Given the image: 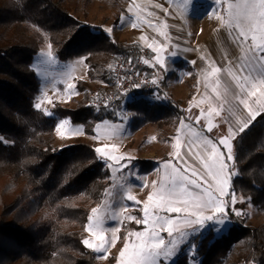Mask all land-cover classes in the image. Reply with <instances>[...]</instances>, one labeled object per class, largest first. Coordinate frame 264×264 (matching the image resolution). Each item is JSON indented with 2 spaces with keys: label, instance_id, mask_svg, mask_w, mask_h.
<instances>
[{
  "label": "trees",
  "instance_id": "1",
  "mask_svg": "<svg viewBox=\"0 0 264 264\" xmlns=\"http://www.w3.org/2000/svg\"><path fill=\"white\" fill-rule=\"evenodd\" d=\"M78 1L86 16L91 0ZM69 2L0 0V264H97L78 229L87 222L89 204L101 199L108 172L94 151V139L78 136L65 147L54 146L57 119L69 117L82 124L89 137L103 120L119 122L117 110L93 109L90 94H101V84L110 85L111 66L121 56L134 57L142 48L137 43L110 42L107 35L72 15ZM44 36L60 61L84 57L89 80L77 82L82 98L75 108L56 105L53 117L34 107L40 79L32 64ZM151 93L132 91L133 99L125 103L136 113L133 131L166 117L158 113L164 110L160 103L148 102ZM233 149L238 174L230 187L264 210V114L237 135ZM137 163L153 166L150 161ZM230 220L227 233L214 237L210 232L199 240V264H226L231 247L243 238L247 240L236 264H264V223L250 228L232 214ZM173 264H189L188 255Z\"/></svg>",
  "mask_w": 264,
  "mask_h": 264
},
{
  "label": "rangeland",
  "instance_id": "2",
  "mask_svg": "<svg viewBox=\"0 0 264 264\" xmlns=\"http://www.w3.org/2000/svg\"><path fill=\"white\" fill-rule=\"evenodd\" d=\"M69 1L71 13L78 20L86 23L93 30L102 32L103 34L107 35L108 40L112 43L126 41L128 43L139 44L142 50L147 51V59L151 62V57L154 58V56L156 55V52H153L152 50L153 48L157 50L163 63H168V61L170 62L169 57L170 59H176L177 55L172 56L171 53L180 52L176 51L175 49L176 45H178L176 43H179L180 41L179 37H181L183 34V37H187L188 35L194 41L196 40V38H198V36L200 37L198 38L199 45L194 48V54H198L199 56L204 57L208 66V72H210L211 67H220L224 64L225 68L231 69L233 73L239 72V69L235 67V64L229 62V58L238 56L239 51L236 45L232 43L231 38L228 36L229 29L226 27V15L223 14L222 9L217 10L216 15L209 16L207 14L208 12L212 11L214 7L212 0H199L198 7L196 9H190L187 13L183 12L182 5L179 0H174L172 4H168L166 0H91L88 8L86 9V16L82 14L79 1ZM157 4H160L163 7L158 8L156 7ZM165 8L168 9L167 13H165L164 11ZM222 15H224L223 20L221 19ZM121 17H124V20L122 22ZM133 23L137 25L135 28L132 27ZM110 28L113 29V31L109 34L106 30ZM161 33H164L166 35H161ZM235 35V31H233V36ZM173 39L175 40L173 41ZM49 45H51V51L55 55L54 63L46 62L47 57L41 55V53H46L49 51ZM189 51L192 52L191 49ZM187 53L188 50L186 49L184 54ZM167 63L166 67L171 66ZM113 65L111 66V69ZM174 67L178 68V66ZM32 68L40 79V92L35 98V105L37 103L41 105L39 109L40 111H42L46 116L53 117L54 114L52 112V109L56 105H60L70 110L75 108L76 102L82 98V93L76 87L77 82H89L87 77V65L84 61V57L73 58L67 61H60L55 54L53 45L49 42L48 38L44 36L38 53L33 58ZM171 69L172 68H170V70ZM157 71L159 80L162 83L161 74L158 69ZM37 72L39 74H37ZM216 77L214 79H210L209 76L205 77L204 80L205 82H207L209 90L216 87ZM68 84H73L74 87L69 90L67 88ZM100 84L101 83H98V85H102L101 87H103L105 90L106 86L104 84ZM104 90L101 92V94L96 92H92L90 94V104L93 109H95L93 103L102 96ZM131 93L132 92H129L125 101L121 103V108L117 109L121 124L124 123V118L126 117L127 111H130L126 107L125 103L133 99L131 97ZM152 94H154V97L157 96L156 92H152ZM159 97V99L152 100L154 102L148 99V102L155 105L156 102L165 103L164 101H162L163 97ZM230 97L231 95L229 94V98ZM166 98L167 99L164 100H171L169 93ZM246 98L249 101V106L253 110L255 108L254 103L251 102L250 97ZM226 104L228 103L226 102ZM262 104H264V102ZM218 110H220V108H218ZM96 111L100 112L102 110ZM258 111L264 114V108H262L261 105L259 106ZM47 112H51L52 115H47ZM158 113H162V115L166 114L165 118H160L156 121L162 122L160 126L166 125V127H169V122L173 121V119L177 115L173 114L171 109L161 110L158 111ZM134 115H136L135 112ZM225 118L228 117L224 110L222 111L220 117H210V119L213 120V124L218 125V127L213 128V137L219 138L228 134L229 124L225 123ZM65 119L68 120L69 123L66 125H61L58 129L57 125L59 124V122ZM204 123L205 122L202 119L199 126L203 127ZM57 125L54 139V146L56 148H61L69 145L73 141V139L78 136L85 137L87 140L94 139L98 144V141L95 138V134L93 137L85 136L83 125L72 123L69 117L58 118ZM73 127H81L82 132L66 133V129ZM154 131L155 130L147 133V136H152ZM121 132L123 133V131ZM165 133L166 131H163L161 134H156V139L160 138L161 140H166L167 134ZM147 139H149L150 141V145L147 147L145 146V149H147L145 150L147 154L148 152H152L155 156L156 151H158V155L163 152L162 150L164 149H158V146L160 145H158L157 141L155 142L154 136ZM98 147L105 149V152L103 154H96L98 158L104 163L105 169L108 172V178L105 181L106 186L101 199L97 203L89 204L87 222L85 226L81 229H78V231L85 234L86 239L90 240L93 245L98 244L99 241L96 239V231L98 230H89L87 226L89 225L88 218L90 215L93 216V225H95V223L97 222V216H99L104 224L103 231H100V234L104 235L105 238L109 241V244L107 245V253L99 254L93 251L92 248L87 246L86 247L96 254L97 264H120V260L122 259L120 257V251L125 248V245L127 244L128 247L126 256L123 259H127V256L130 255L133 251V246L139 242L137 237L134 235L130 236V233L145 231V225L143 223L137 224L135 221L128 220L127 217L132 215L137 217V219H142V209L145 202H149L148 197L150 194H153L159 190L158 181L164 179L166 177V174L171 172V168L165 169V162H160L159 169L154 168L153 177L149 178L148 181L141 184L138 180V177H133L132 168L128 165L129 161H125V158L127 157L125 149L119 150L115 147L107 146L105 141L99 144ZM159 151L161 152L159 153ZM121 157H123L124 159L121 160ZM154 159H156V156ZM233 164L234 162H230L229 164V168L232 172H234ZM175 165L176 164H174L173 166ZM144 166L150 167V165L148 164ZM227 175L228 172L226 171L225 176ZM208 179L210 181L213 180L211 176H209ZM133 181H135L136 183H134ZM230 184L228 187H230ZM208 187L209 185L206 184L205 188ZM212 190H215L214 181L212 184ZM227 190L228 188H226V191ZM127 196L134 197V200L138 201L139 203H135L133 200L127 199ZM235 196L237 199V204L235 207L242 210V212L246 213V215H232L236 219H238L244 227L246 226L254 228L264 223L263 209H259L253 206L247 201V199L243 198L237 193H235ZM153 199H155V197H153ZM93 208L99 209V212L93 214ZM114 214L115 218H113ZM212 214H214V210H209L204 213V215ZM164 215L168 214L164 213ZM171 215L173 217L176 216V214ZM183 218V216H180L181 220H183ZM129 224L133 225L126 229V225ZM231 225L232 224H230V226ZM148 227H151V225H149ZM179 227L182 231L191 233L193 226H185L183 224H180ZM229 228L220 232L219 234L212 231L211 229H207L204 230L201 234L190 235L188 237L187 243L182 245L181 249L178 251V254L171 261H169V264H173L176 259L183 254L188 255L189 264H199L200 259L196 257V254L193 261L192 255L189 251L190 247L193 244L197 246L199 240L208 235L210 232H212L214 237H219L227 233ZM114 229L115 231H113ZM164 236L167 237V234L164 233ZM246 240L247 238H243L231 247L226 264H236L238 262L237 253L245 245Z\"/></svg>",
  "mask_w": 264,
  "mask_h": 264
},
{
  "label": "snow or ice",
  "instance_id": "3",
  "mask_svg": "<svg viewBox=\"0 0 264 264\" xmlns=\"http://www.w3.org/2000/svg\"><path fill=\"white\" fill-rule=\"evenodd\" d=\"M166 2L172 4L174 0H166ZM179 2L182 5L183 12L187 13L190 9L198 7L199 0H179ZM212 3L214 7L212 11L207 13L209 16L216 15L217 10L222 9L223 14L227 17L228 36L239 51V55L230 57L229 62L234 63L239 72L233 73L231 69L213 66L207 76L211 77L219 73H226L234 81L235 88L238 91L233 92L232 95L238 105H242L248 110V118L238 120V129L233 128L228 118H225V123L229 124L228 134L219 137L218 142L207 135H202L200 131L191 132V135L185 141L186 151L175 154L174 160L178 161V164L173 166L165 163V169L171 168V172L167 173L166 177L161 180L159 190L149 195L148 201L151 203L145 202L142 209V219H137L132 215L127 217L128 220L135 221L137 224L143 223L145 231L130 233V236H136L139 242L133 246V251L127 256V259H123L126 256L128 247L127 244L125 245V248L120 251V257L122 258L120 264H169V261L178 254L182 245L187 243L190 235L201 234L207 229L219 234L229 228L231 224L230 213L237 216L246 215L242 210L235 207L237 204L235 190L228 187L231 179L238 174L232 172L229 168L230 162L235 161L233 146L230 141L234 140L237 131L243 133L256 117L262 114L251 109L246 97L257 96L255 91L257 86H264V0H212ZM156 7L163 6L157 4ZM164 11L167 13L168 9L165 8ZM221 19H224V15L221 16ZM123 20L124 17H121V22ZM136 26L133 23L132 27L135 28ZM106 31L110 34L113 29L110 28ZM233 31L236 33L235 36H233ZM161 35L166 34L161 33ZM48 47L49 51L41 53V55L47 57L46 62L54 63L55 55L51 51V45ZM152 50L157 53L154 58L155 64H152L148 59H144V63L150 66L160 65L164 67L157 50L155 48ZM171 55L176 56L177 52H172ZM37 74L39 73L37 72ZM221 79L222 77H217L216 87L213 88L218 97L221 95L218 92ZM156 82L155 79L152 80L153 84ZM73 87V84L67 85L69 90ZM135 87H140V85H135ZM229 91L230 88L225 87L224 95L226 96ZM259 95L264 96V87L261 88ZM154 98L159 99L160 97L157 95ZM34 107L39 110L41 105L37 103ZM261 107L264 108V104H261ZM222 111L223 108L216 110L210 107L207 115L201 111L200 115L195 117V123L200 125V121L203 119L205 122L203 130L211 133L213 128L218 127V125H214L210 117L213 115L220 117ZM46 114L52 115L51 112ZM186 119L190 120L192 118L188 117ZM68 123L69 121L66 119L61 120L57 128L59 129L61 125ZM102 123L106 126L109 125V121L106 119ZM184 127L191 129L192 125L186 124L183 119L181 120V128L177 131L178 141L179 133ZM99 128L100 124L98 123L96 129ZM81 132V127L66 129V133ZM197 140H202L199 147H195ZM209 146L211 155L204 158L200 153V147L208 148ZM94 151L97 154H103L105 149L97 147ZM120 159L123 160L124 158L121 157ZM198 167L201 169L200 171H197ZM226 171L228 172L227 176H225ZM209 176L213 178L212 181L208 179ZM213 181L215 182V190H212ZM206 184L209 185L208 188H205ZM226 188H228L227 191ZM127 199L139 203L132 196H127ZM248 202L250 203V200ZM209 210H214V214L204 215ZM98 212L99 209H92L93 214ZM164 213L168 215H164ZM171 214H176V216L173 217ZM180 216L184 217L183 220L180 219ZM113 218H115V214ZM88 219V229L98 230L96 231V239L99 243L93 245L88 239H84L82 243L92 248L96 253H107L109 241L104 235L100 234V231H103L104 228L103 221L97 216V222L93 225V216L90 215ZM180 224L193 226L192 232L182 231L179 227ZM149 225L151 227H148ZM164 233L167 234V237L164 236ZM189 251L194 261L196 246L193 244Z\"/></svg>",
  "mask_w": 264,
  "mask_h": 264
},
{
  "label": "crops",
  "instance_id": "4",
  "mask_svg": "<svg viewBox=\"0 0 264 264\" xmlns=\"http://www.w3.org/2000/svg\"><path fill=\"white\" fill-rule=\"evenodd\" d=\"M179 38L180 41L179 43H176L178 45H176L175 49L176 51H180L177 52V58L170 59L169 57L170 62H166L171 66L167 65L168 67H166V63H163L164 67L155 65L161 74L162 83L165 84V87L168 90L171 99L169 101H166L164 99L167 98L161 96L163 97L162 101H164L165 103L160 102V104L163 105L164 110L171 109L173 114H177L173 121L169 122V127H166V125L160 126L162 122L155 121L146 123L139 129L133 131L131 122L134 117V112L130 110L127 111L126 117L124 118V123L121 124L120 121L116 123H109V125L107 126L101 123L99 129H96V127L94 128L95 138L98 141L97 147L99 146V144L105 141L107 146L115 147L119 150L125 149L127 156L125 158V161H129L128 165L132 168L133 177H138V180L141 184L148 181L149 178L153 177L154 168L159 169L160 162H165L171 165L178 164V161L174 160L175 154L177 152L186 151V148L184 146L185 141L187 137L191 135L192 131H200L202 135H207L218 142L219 138L213 137L212 132H205L203 130V127L195 123V117L200 115L201 111H203L204 114L207 115L208 109L210 107L216 110H218V108H223V110L227 114L231 126L237 129L238 120H244L248 118V110L245 109L242 105H238V102L232 95V93L237 92L238 89L235 88L234 81H232L226 73H219L210 77V79H214L216 76L222 77L220 86L218 88V92L221 94L219 97L217 96V92H214L213 89L209 90L208 86H206V82L204 80L205 77H207L208 72L206 60L203 56L194 54V48L199 45L198 38L200 37L198 36V38H196V40L194 41L188 35L187 37H183L182 34V36ZM174 40L175 39H173V41ZM185 47L188 50L187 54H184L186 50ZM190 49L192 50V52L189 51ZM154 58L151 57L152 64H155ZM193 61L195 63H192ZM174 66H178V68ZM220 67L225 68V64L221 65ZM170 68L172 69L170 70ZM225 87L230 88V91L226 96L224 95ZM262 87L263 86L258 85L255 89V91L257 92V96L250 97L251 102L254 103L255 107L253 111H258L259 106L264 102V96L259 95ZM229 94L231 95L230 98ZM153 97L154 94L151 93V95L147 96V99H149L150 101L156 100ZM226 102L228 104H226ZM188 117H191L192 119H186ZM213 117L214 115L211 116V118ZM182 119L185 120L186 124H191L192 127L191 129H189L188 127H184L179 133L178 141L177 131L181 128ZM153 130L155 131L153 132L152 136H154L155 142L157 141L158 145H160L158 146V149H164L162 150V153H160L161 151H159V155L158 151H156V159H154V153L148 152L147 154L145 151L147 150L145 149V146L147 147L150 145V141L147 138L152 137L150 135V137L147 136V133ZM121 131H123V133ZM163 131H166L165 134H167V139L161 140L159 137V139H156V134H161ZM238 134L239 132L237 131L235 133V138ZM234 140L230 141V143L233 144ZM201 144L202 140H197L195 147H199ZM200 153L204 158L209 157L211 155L210 146L208 148L200 147ZM137 161H150L151 163H153V166L146 167L142 164H138ZM200 170L201 169L198 167L197 171ZM133 182L136 183L135 181ZM158 182L159 186L161 181Z\"/></svg>",
  "mask_w": 264,
  "mask_h": 264
},
{
  "label": "built area",
  "instance_id": "5",
  "mask_svg": "<svg viewBox=\"0 0 264 264\" xmlns=\"http://www.w3.org/2000/svg\"><path fill=\"white\" fill-rule=\"evenodd\" d=\"M144 59H147V51L140 50L134 57L121 56L114 63L110 85L93 103L96 110L120 109L119 98L135 90L159 92L167 97L168 92L159 80L157 69L155 66L145 64ZM153 79L157 81L155 84L152 83Z\"/></svg>",
  "mask_w": 264,
  "mask_h": 264
}]
</instances>
